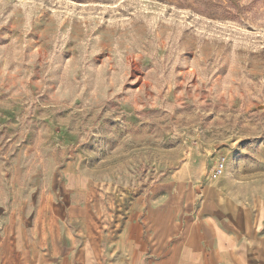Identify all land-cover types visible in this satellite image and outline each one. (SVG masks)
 I'll use <instances>...</instances> for the list:
<instances>
[{"label": "rangeland", "instance_id": "1", "mask_svg": "<svg viewBox=\"0 0 264 264\" xmlns=\"http://www.w3.org/2000/svg\"><path fill=\"white\" fill-rule=\"evenodd\" d=\"M1 216L32 264L264 235V0H0Z\"/></svg>", "mask_w": 264, "mask_h": 264}, {"label": "crops", "instance_id": "2", "mask_svg": "<svg viewBox=\"0 0 264 264\" xmlns=\"http://www.w3.org/2000/svg\"><path fill=\"white\" fill-rule=\"evenodd\" d=\"M2 217V216H1ZM0 217V264H32L31 255L27 253L21 254L20 250H16L14 247V240L11 235L6 232V226L4 225V217ZM234 222V221H233ZM235 228L226 229V236L223 239V248L218 251L220 259L217 262L211 255L216 247V240L212 239V245H209L210 238L208 237V231L204 230L206 234H199L195 241L192 234L181 236L175 234L170 243L164 246L161 251L163 259L160 264H176L179 263L180 255L188 249L192 250L193 258L208 257L207 264H264V235H260L256 232H248L244 234L243 229L239 223L234 222ZM191 227L195 228V225L191 223ZM135 234L134 243L139 245L140 251L137 254L143 258L142 264H149L153 256L146 250L147 240L144 241L143 235L137 236ZM176 244L172 245L173 241ZM121 241L126 244L128 237L126 233L121 232L117 239L107 249L97 253L92 246V257L94 264H127V257L123 254L122 250L117 247V242ZM197 242V245H195ZM262 242V246L259 244ZM196 246V247H195ZM259 247L261 249H259ZM200 249V251H199ZM55 254V253H54ZM161 254H158L161 255ZM57 255V254H55ZM57 258L60 259L61 264H84L75 257V260L68 259L69 256L65 252L58 254ZM199 260V261H200ZM198 264H203L199 262Z\"/></svg>", "mask_w": 264, "mask_h": 264}, {"label": "built area", "instance_id": "3", "mask_svg": "<svg viewBox=\"0 0 264 264\" xmlns=\"http://www.w3.org/2000/svg\"><path fill=\"white\" fill-rule=\"evenodd\" d=\"M215 170H216V172L218 174L222 172V170H223V161L220 160V161L217 162V164L215 166Z\"/></svg>", "mask_w": 264, "mask_h": 264}, {"label": "bare ground", "instance_id": "4", "mask_svg": "<svg viewBox=\"0 0 264 264\" xmlns=\"http://www.w3.org/2000/svg\"><path fill=\"white\" fill-rule=\"evenodd\" d=\"M74 187H75V186H74ZM174 190H175V189H174ZM172 191H173V190H172ZM186 191H187V190H186ZM185 195H186V194H185ZM189 195H191V194H189ZM165 196H166V194H165ZM212 196H214V195H212ZM186 198H187V196H186ZM186 198H185V199H186ZM183 199H184V198H183ZM164 200H165V199H164ZM184 202L186 203V201H184ZM212 204H213V203H212ZM213 211H214V210H213ZM213 211H212V212H213ZM145 215H146V214H145ZM175 215H176V214H175ZM183 220H184V219H183ZM173 221H174V219H173ZM173 221H172V222H173ZM181 223H182V222H181ZM185 227H186V226H185ZM188 227H189V225H188ZM182 234H183V233H182ZM51 236H52V235H51ZM51 240H52V239H51ZM183 255H184V254H183ZM185 256H186V255H185Z\"/></svg>", "mask_w": 264, "mask_h": 264}]
</instances>
